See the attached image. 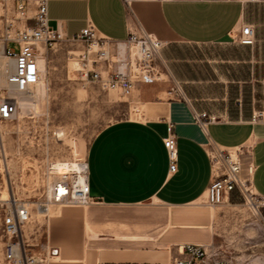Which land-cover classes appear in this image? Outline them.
Instances as JSON below:
<instances>
[{"label": "crops", "instance_id": "0c3cea01", "mask_svg": "<svg viewBox=\"0 0 264 264\" xmlns=\"http://www.w3.org/2000/svg\"><path fill=\"white\" fill-rule=\"evenodd\" d=\"M48 17L66 36L89 23L116 40L141 28L164 42L162 56L169 45L235 42V70L249 62L252 81L264 86V2L141 0L128 8L122 0H51ZM246 24L254 29L253 44L239 40ZM168 79L136 82L131 96L142 117L112 122L92 140L86 158L93 201L52 206L44 233L37 236L59 248L49 264H173L183 244L210 247L219 206L208 202L210 144L242 148V176L264 196V117L253 119L257 112L264 114V88L261 103L239 119L226 105L175 98ZM200 112L216 120L203 128L195 117ZM170 125L178 141L173 172L164 144ZM232 195L240 197L235 191L224 204L240 205L231 202ZM261 213L264 217V208ZM214 260L210 256L208 264Z\"/></svg>", "mask_w": 264, "mask_h": 264}, {"label": "rangeland", "instance_id": "374dc122", "mask_svg": "<svg viewBox=\"0 0 264 264\" xmlns=\"http://www.w3.org/2000/svg\"><path fill=\"white\" fill-rule=\"evenodd\" d=\"M31 24L23 18L13 0H0V86L7 87L6 59L2 49L8 36ZM10 46L16 47L11 43ZM235 42L223 44L169 45L163 52L167 65L169 89L178 84L189 101L203 99L243 118L261 102L264 86L252 81V69L244 63L235 70ZM67 47L42 45L45 64L43 88L17 93L19 114L13 121L0 123V264L4 258L6 236L3 213L6 201L14 194L30 203L44 200L53 181L62 173L59 163L82 162L95 136L108 124L128 118H141L139 103L132 96L85 82L76 59ZM229 59L231 61H229ZM75 170L70 167L66 172ZM240 205L220 204L215 223V248L219 258L236 264H264V217L236 197ZM50 205L49 214H52ZM36 206V205H32ZM37 219H45L38 214ZM214 252V251H213Z\"/></svg>", "mask_w": 264, "mask_h": 264}, {"label": "built area", "instance_id": "2783aa9c", "mask_svg": "<svg viewBox=\"0 0 264 264\" xmlns=\"http://www.w3.org/2000/svg\"><path fill=\"white\" fill-rule=\"evenodd\" d=\"M19 14L31 24L8 36L2 53L6 59L2 70L7 72V87L0 86V123L13 121L19 114L20 103L17 93H28L40 84L44 75L41 64L42 45L54 48L58 45L67 47L70 58L76 59L78 71L85 82H92L104 89L117 90L124 96H131L136 89V82L156 83L168 75L167 65L162 57L164 42L152 33L139 29L132 31L124 40H116L98 32L89 23L79 33L66 36L49 23V3L51 0H13ZM126 7L135 1L122 0ZM262 3L264 0H244ZM33 12L30 16L29 13ZM241 43H254V29L243 25ZM14 43L16 47L9 44ZM169 92L175 98L187 100L182 87L173 85ZM196 121L204 128L206 121L216 120L207 112L195 114ZM263 112L254 114L253 119L263 118ZM207 119V120H205ZM164 138V144L170 160V171L177 169L178 141L172 131ZM242 148L225 149L210 144L209 155L212 166V180L207 189L208 202L211 206L226 203L227 196L237 192L243 202L261 212L264 208V196L258 195L251 181L242 176ZM81 171H68L59 174L47 191L46 198L30 203L14 194L9 196L3 213V231L6 236L4 258L9 264H49L59 255V248L51 246L37 236H42L43 228L50 217V205H87L93 201L90 194L88 161L82 162ZM252 168H249L251 172ZM36 205V206H32ZM43 216L41 223L37 215ZM179 257L173 264H208L210 256L213 264H233L229 259L216 256L205 245L187 243L180 246Z\"/></svg>", "mask_w": 264, "mask_h": 264}, {"label": "bare ground", "instance_id": "6f19581e", "mask_svg": "<svg viewBox=\"0 0 264 264\" xmlns=\"http://www.w3.org/2000/svg\"><path fill=\"white\" fill-rule=\"evenodd\" d=\"M42 60L45 61L44 58H41V64L43 66V68L45 67V62L43 63ZM44 72H45V68H44ZM40 91L43 92L44 91V88H43V79L41 80L40 84ZM72 168V167H75L76 171H81L82 168H83V164L82 163H73V164H68V163H59L57 165V170H59L60 172H66L69 168Z\"/></svg>", "mask_w": 264, "mask_h": 264}, {"label": "trees", "instance_id": "16d2710c", "mask_svg": "<svg viewBox=\"0 0 264 264\" xmlns=\"http://www.w3.org/2000/svg\"><path fill=\"white\" fill-rule=\"evenodd\" d=\"M231 202H237L236 197H234L233 195L231 196Z\"/></svg>", "mask_w": 264, "mask_h": 264}]
</instances>
